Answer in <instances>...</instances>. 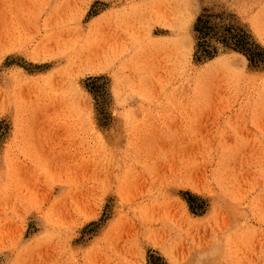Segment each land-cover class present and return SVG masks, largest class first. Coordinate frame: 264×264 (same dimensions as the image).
<instances>
[{
    "label": "rangeland",
    "instance_id": "obj_1",
    "mask_svg": "<svg viewBox=\"0 0 264 264\" xmlns=\"http://www.w3.org/2000/svg\"><path fill=\"white\" fill-rule=\"evenodd\" d=\"M0 264H264V0H0Z\"/></svg>",
    "mask_w": 264,
    "mask_h": 264
},
{
    "label": "bare ground",
    "instance_id": "obj_2",
    "mask_svg": "<svg viewBox=\"0 0 264 264\" xmlns=\"http://www.w3.org/2000/svg\"><path fill=\"white\" fill-rule=\"evenodd\" d=\"M215 80H216V79H215ZM57 137H58V136H57ZM51 140H52V139H51ZM53 140H54V139H53ZM57 140H58V138H57ZM57 140H56V141H57ZM33 141H34V139H33ZM52 142H53V141H52ZM49 143H51V141H50ZM54 143H55V142H54ZM56 143H57V142H56ZM33 144H34V143H33ZM37 144L39 145V142H38ZM40 144H41V143H40ZM51 144H53V143H51ZM38 145H36V148H37ZM56 145H57V144H56ZM42 146H43V145H42ZM42 146H41L40 150L42 149ZM52 146H53V145H52ZM56 147H57V146H56ZM56 147H55V148H56ZM38 148H39V147H38ZM34 149H35V148H34ZM43 149H44V148H43ZM37 150H38V149H37ZM62 150H63V149H62ZM34 152H36V151H34ZM41 152H42V151H41ZM67 153H68V152H67ZM30 154H33V153H30ZM35 154H36V153H35ZM35 154H34V155H35ZM38 154H39V153H38ZM40 154H41V153H40ZM47 154H48V153H47ZM58 154H59V153H58ZM62 154H64V153H62ZM65 155H66V154H65ZM35 156H36V155H35ZM41 156H43V154L40 155L39 158H38V155L36 156L37 158H36V157H33V155H32V158H33V159L36 158L37 160L40 161V160H41V159H40ZM44 156H46V153H45ZM47 156H49V155H47ZM58 156H59V155H58ZM30 157H31V156H30ZM49 157H50V156H49ZM63 157H64V156H63ZM44 158H45V157H44ZM54 158H55V157H54ZM64 158H65V157H64ZM30 159H31V158H30ZM36 159H35V161H36ZM45 159H46V158H45ZM47 159H48V158H47ZM58 159H59V158H58ZM52 160H53V159H52ZM65 160H66V159H65ZM46 161H47V160H46ZM57 161H59V160H57ZM31 162H32V160H31ZM31 162H30V165H31ZM37 162H38V161H37ZM42 162H43V160H42ZM50 162H51V160H50ZM50 162H49V163H50ZM44 163H45V160H44ZM47 163H48V161L46 162V164H47ZM49 163H48V164H49ZM40 164H41V163H40ZM30 165H29V166H30ZM33 165H34V164H33ZM37 165H38V164H37ZM41 165H42V164H41ZM53 165H54V164H53ZM55 165H56V164H55ZM34 167H35V166H34ZM34 167H33V168H34ZM37 167H38V166H37ZM61 167H62V166H61ZM30 168L32 169V167H30ZM35 168H36V167H35ZM31 169H30V170H31ZM32 171H33V170H32ZM23 175H24V174H23ZM29 175H30V174H29ZM29 175H28V176H29ZM40 175H41V174H40ZM26 176H27V172H26ZM26 178H27L28 181L30 180V179H28V177H26ZM26 178H24V180H25ZM32 179H33V177H32ZM30 183H31V182H30ZM28 184H29V182H28ZM30 185H31V184H30ZM33 187H34V185H33ZM34 188H35V187H34ZM35 189H36V188H35ZM36 190H37V189H36Z\"/></svg>",
    "mask_w": 264,
    "mask_h": 264
},
{
    "label": "trees",
    "instance_id": "obj_3",
    "mask_svg": "<svg viewBox=\"0 0 264 264\" xmlns=\"http://www.w3.org/2000/svg\"><path fill=\"white\" fill-rule=\"evenodd\" d=\"M203 18L200 16L198 20V26H202ZM237 35H239V38H241V41L247 40V34L243 31L237 32ZM243 39V40H242ZM227 41V40H226ZM228 42V41H227ZM236 47L240 48L236 42L233 43ZM241 50H245L247 53L251 50L249 46H241ZM250 56V55H249Z\"/></svg>",
    "mask_w": 264,
    "mask_h": 264
}]
</instances>
